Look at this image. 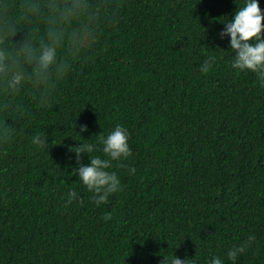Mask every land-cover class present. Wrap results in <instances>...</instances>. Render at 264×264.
Masks as SVG:
<instances>
[{"label": "trees", "instance_id": "obj_1", "mask_svg": "<svg viewBox=\"0 0 264 264\" xmlns=\"http://www.w3.org/2000/svg\"><path fill=\"white\" fill-rule=\"evenodd\" d=\"M244 4L0 0V54L25 76L0 80V264H231L249 237L237 264H264V80L221 37ZM46 45L57 63L38 75ZM117 126L133 156L97 207L75 174Z\"/></svg>", "mask_w": 264, "mask_h": 264}, {"label": "clouds", "instance_id": "obj_2", "mask_svg": "<svg viewBox=\"0 0 264 264\" xmlns=\"http://www.w3.org/2000/svg\"><path fill=\"white\" fill-rule=\"evenodd\" d=\"M225 31L221 33V37L230 38V49L234 53L231 67L238 72H251L259 75L261 80H264V15H262L258 0H245V4L241 10L237 11L231 22L224 24ZM32 59L31 55L29 56ZM36 73L45 74L57 63L56 47L44 46L38 55L35 57ZM215 57H209L202 65L201 72H209L216 64ZM0 80L3 81L7 89L11 91L18 90L25 81V76L22 72H9V68L5 62V57L0 54ZM86 128H82L81 132H86ZM129 133L121 126H117L115 130L102 138L103 155L107 159L99 157L92 158L89 166H78L76 176L78 181L86 187L89 193L94 196V203L97 207L106 205L108 198L121 191V181L115 172L108 171L113 167V162L121 164L128 161L133 153L129 146ZM46 141L37 136L33 140V144L43 149L46 146ZM95 149L89 145H84L77 148L75 153L79 158L86 151L92 153ZM79 164V159H78ZM129 174H134L135 169H129ZM68 204L74 202L77 198L76 193L69 194ZM110 219V217H107ZM254 237L242 243L240 246L232 248L228 252V260L231 264H237L238 259L247 250L250 244L254 242ZM189 261L181 262L177 258H173L170 264H188ZM211 264H223L219 258H213Z\"/></svg>", "mask_w": 264, "mask_h": 264}]
</instances>
